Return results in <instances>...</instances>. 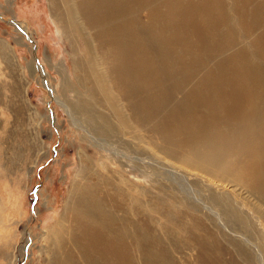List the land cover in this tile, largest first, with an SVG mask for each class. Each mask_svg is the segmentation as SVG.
<instances>
[{"label":"bare ground","instance_id":"6f19581e","mask_svg":"<svg viewBox=\"0 0 264 264\" xmlns=\"http://www.w3.org/2000/svg\"><path fill=\"white\" fill-rule=\"evenodd\" d=\"M47 6L68 42L74 80L64 88L76 90V102L62 105L83 115L93 145L134 168L114 152L80 155L83 174L49 228L44 264H185L188 251L176 257L163 246L153 213L172 229L177 215L202 220L195 264H264V243L251 240L254 218L264 224V0ZM18 156L0 172L8 181L4 189L0 181V264L16 257ZM146 158L143 183L130 174L145 175L137 169Z\"/></svg>","mask_w":264,"mask_h":264},{"label":"rangeland","instance_id":"374dc122","mask_svg":"<svg viewBox=\"0 0 264 264\" xmlns=\"http://www.w3.org/2000/svg\"><path fill=\"white\" fill-rule=\"evenodd\" d=\"M47 5L48 0H0V172L18 153L16 163L22 166L20 173L25 184L21 193L24 203L20 210L12 211L16 256L12 264H44L42 255L48 248L49 228L61 212L71 181L81 180L83 174L80 155H96L101 160L115 151L107 145L100 148L93 145L83 115L70 116L69 109L62 105L76 102V90L64 88V80L70 83L74 80L68 42ZM2 41L7 48L2 47ZM114 154L122 159L126 169L134 168L126 157ZM148 162L152 163L147 158L141 161L137 169L145 175L130 174V177L148 183L146 172L150 174L151 170ZM0 181L4 189L8 181L4 176ZM179 206L186 209L184 202ZM153 216L155 223L163 225L158 231L163 246L170 247L176 257L179 252L188 251L182 263L195 264V240L205 232L202 220L198 218L199 225L191 222L189 216L177 215L172 229L161 215L153 213ZM254 221L257 228H252L251 240L264 243V224L256 218Z\"/></svg>","mask_w":264,"mask_h":264}]
</instances>
